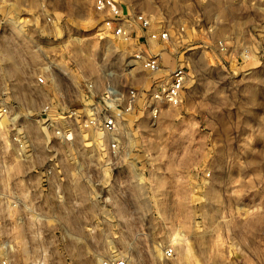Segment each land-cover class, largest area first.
Segmentation results:
<instances>
[{"label":"rangeland","instance_id":"rangeland-1","mask_svg":"<svg viewBox=\"0 0 264 264\" xmlns=\"http://www.w3.org/2000/svg\"><path fill=\"white\" fill-rule=\"evenodd\" d=\"M94 1L1 0L0 102L19 120L0 134V251L9 264H103L123 254L129 264H264V0H122L172 30L175 59L191 64L183 103L124 123L128 202L114 211L129 218L71 217L76 207L46 205L34 189L32 169L48 155L33 115L46 99L35 75L118 77L131 56L103 32ZM20 130L33 158L17 154ZM168 244L175 258L164 257Z\"/></svg>","mask_w":264,"mask_h":264},{"label":"built area","instance_id":"built-area-1","mask_svg":"<svg viewBox=\"0 0 264 264\" xmlns=\"http://www.w3.org/2000/svg\"><path fill=\"white\" fill-rule=\"evenodd\" d=\"M93 8L102 19L103 32L129 46L130 59L118 77L108 71L100 77H104L102 81L87 77L74 84L67 72L56 76L51 68L35 75L34 83L45 90L46 99L33 115L46 126L42 131L48 155L32 171L39 177L34 189L43 194L46 205L74 206L79 214L71 217L84 215L100 221L129 216L114 211L117 203L124 207L128 202L127 182L123 181L128 176L119 174L131 167L130 152L123 146L124 123L136 111L156 119L165 106L181 105L191 64L188 59H175L171 49L174 34L167 23L146 11L126 10L122 0H95ZM2 17L0 0V21ZM18 117L19 112L13 113L12 107L0 102V134L6 122L14 125ZM79 134H89L81 147L76 143ZM15 139L19 158H33L29 132L20 130ZM106 205H110L109 215L102 213ZM163 254L166 259L175 258L176 249L168 244ZM0 264H9L1 251ZM103 264H129V258L123 254L115 260L107 258Z\"/></svg>","mask_w":264,"mask_h":264},{"label":"bare ground","instance_id":"bare-ground-1","mask_svg":"<svg viewBox=\"0 0 264 264\" xmlns=\"http://www.w3.org/2000/svg\"><path fill=\"white\" fill-rule=\"evenodd\" d=\"M44 128L46 129V126H45V125H43V129H44ZM28 129H29V128H28ZM35 129H36V128H35ZM35 129H34V130H35ZM32 130H33V129H32ZM32 133H33V131H32ZM36 133H37V132H36ZM34 134H35V133H34ZM95 137H97V136L95 135ZM117 258H118V256H117V257H114L112 260H115V259H117Z\"/></svg>","mask_w":264,"mask_h":264},{"label":"crops","instance_id":"crops-1","mask_svg":"<svg viewBox=\"0 0 264 264\" xmlns=\"http://www.w3.org/2000/svg\"><path fill=\"white\" fill-rule=\"evenodd\" d=\"M125 212H126L125 209H123V210L121 209V210H120V213H121V214H125Z\"/></svg>","mask_w":264,"mask_h":264}]
</instances>
